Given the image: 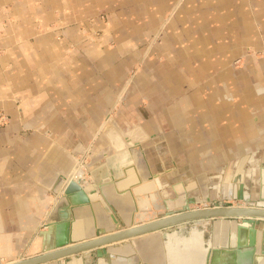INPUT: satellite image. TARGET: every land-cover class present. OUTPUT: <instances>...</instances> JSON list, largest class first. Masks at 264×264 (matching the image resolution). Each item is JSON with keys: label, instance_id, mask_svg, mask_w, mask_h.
I'll return each instance as SVG.
<instances>
[{"label": "crops", "instance_id": "0c3cea01", "mask_svg": "<svg viewBox=\"0 0 264 264\" xmlns=\"http://www.w3.org/2000/svg\"><path fill=\"white\" fill-rule=\"evenodd\" d=\"M0 114V264L42 253L82 158L113 197L164 173L154 211L179 184L257 201L264 0H0Z\"/></svg>", "mask_w": 264, "mask_h": 264}, {"label": "water", "instance_id": "95a60500", "mask_svg": "<svg viewBox=\"0 0 264 264\" xmlns=\"http://www.w3.org/2000/svg\"><path fill=\"white\" fill-rule=\"evenodd\" d=\"M112 123L110 118L102 130ZM84 172L80 168L72 177L48 216L39 234L42 253L6 264L58 259L57 264H86L90 259L92 264H264V170L257 201L228 193L227 185L214 187L215 195L213 188L201 187L197 194L179 184L166 207L157 211L150 210L148 197L155 183L168 184L164 173L121 181L122 191L113 197L105 185L98 190ZM202 203L210 206L201 208ZM84 215L92 219L88 226L79 224ZM81 238L88 241L78 243ZM86 251L92 253L72 258Z\"/></svg>", "mask_w": 264, "mask_h": 264}, {"label": "rangeland", "instance_id": "374dc122", "mask_svg": "<svg viewBox=\"0 0 264 264\" xmlns=\"http://www.w3.org/2000/svg\"><path fill=\"white\" fill-rule=\"evenodd\" d=\"M236 64H239V62H237ZM128 84L126 83L127 86H128ZM127 93H128V90L127 91H124V96L122 95L123 97H120L119 98V102L122 103L127 98ZM2 123H4V122H2ZM92 148H93V146H90L89 155L92 153V151H91V150H93ZM79 160H81V159H79ZM81 166L83 167V169L85 171V169H86V162H82L81 163ZM78 170H79L78 167L74 169L75 172L73 171L74 172L73 175H72L73 177L75 176V174L77 173ZM230 201H231L232 205H237V202L236 201H233V200H230ZM215 202L222 203V205H226L227 204L225 201H219V200L216 201L215 200ZM240 202L242 203L244 201H240ZM208 206H210V203H207V204L206 203H202V204L199 205V207H201V208H205V207H208ZM193 207H196V205L195 206L193 205ZM175 227H177V226H175Z\"/></svg>", "mask_w": 264, "mask_h": 264}, {"label": "built area", "instance_id": "2783aa9c", "mask_svg": "<svg viewBox=\"0 0 264 264\" xmlns=\"http://www.w3.org/2000/svg\"><path fill=\"white\" fill-rule=\"evenodd\" d=\"M5 118H6L5 116H2V115L0 114V123H2V122H3V119H5ZM89 150H90V147L88 148V150H87L86 153H85L86 158L89 157ZM82 162H86V160H85L84 158H82L81 160L78 159V161H77L78 169H80V168L82 167V166L80 165V163H82ZM79 165H80V167H79ZM82 169H83V167H82Z\"/></svg>", "mask_w": 264, "mask_h": 264}, {"label": "bare ground", "instance_id": "6f19581e", "mask_svg": "<svg viewBox=\"0 0 264 264\" xmlns=\"http://www.w3.org/2000/svg\"><path fill=\"white\" fill-rule=\"evenodd\" d=\"M80 165H81V163H80ZM80 165H79V166H80ZM77 167H78V164H76V167H75V168H77ZM5 264H6V263H5Z\"/></svg>", "mask_w": 264, "mask_h": 264}]
</instances>
